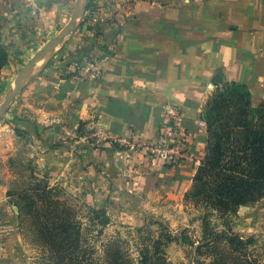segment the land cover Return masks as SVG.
Segmentation results:
<instances>
[{"label": "crops", "instance_id": "obj_1", "mask_svg": "<svg viewBox=\"0 0 264 264\" xmlns=\"http://www.w3.org/2000/svg\"><path fill=\"white\" fill-rule=\"evenodd\" d=\"M73 2L0 0V43L10 60L9 48L23 32L63 28ZM86 6L80 27L0 122V264L17 262L19 211L8 193L20 150L39 179L68 197L100 201L106 192L114 202L119 194L133 205L127 215H166L184 202L206 156L200 122L218 87L241 83L254 108L264 101V0H87ZM171 110L187 134L191 158L183 164L114 144L132 135L157 140Z\"/></svg>", "mask_w": 264, "mask_h": 264}, {"label": "rangeland", "instance_id": "obj_2", "mask_svg": "<svg viewBox=\"0 0 264 264\" xmlns=\"http://www.w3.org/2000/svg\"><path fill=\"white\" fill-rule=\"evenodd\" d=\"M76 1L74 0L68 12V19L63 28L53 32L47 28L40 30L34 28L31 34L23 32L22 42L10 46L11 63L0 75V105L24 78L26 67L30 66L31 61L67 27L73 16ZM63 44L55 50L46 52L48 54L46 62L35 70L34 76L54 58ZM44 54L38 59L36 66L41 63ZM17 98L18 95L12 103ZM8 114L9 111L4 114L0 122H7ZM4 118L6 121L3 120ZM11 163L15 178L10 190L16 193L36 185L37 181L33 178L36 165L29 159L24 149L19 151ZM52 195L57 198L61 196L63 205L68 208L70 230H74L75 224H79L81 248L93 253L91 257L93 260L88 264H105L107 247L115 241L119 242L131 259L139 263L143 253L146 252L145 248L148 247L153 254L155 242L161 235H164V238L160 250L168 264H213L217 260L226 264H237L220 255L225 251V247L229 251L233 246L226 240L220 243L213 241L215 235L222 232L238 236L246 242L250 240L245 246L246 255L234 253L235 257L245 258L249 264H264V199L249 206V209H242L234 216L222 217L216 211L207 215L204 208L196 206L192 201L187 202L184 198V202L170 208V213L166 215L151 212L150 216L136 218L135 215H127V210L131 211L133 205L121 201L123 197L119 194L115 195L114 202H111L113 193L108 196L106 192L99 194L100 201L89 195L68 197L66 189L64 196L59 191L52 192ZM17 200L18 196H16ZM34 230H38V227L32 222H28L23 231L19 227V233L16 235L18 238L16 264H60L53 258L44 242L35 236Z\"/></svg>", "mask_w": 264, "mask_h": 264}, {"label": "trees", "instance_id": "obj_3", "mask_svg": "<svg viewBox=\"0 0 264 264\" xmlns=\"http://www.w3.org/2000/svg\"><path fill=\"white\" fill-rule=\"evenodd\" d=\"M9 61V50L0 43V75ZM202 121L206 124L208 137L206 156L185 199L204 208L207 215L216 211L222 217L234 216L242 207L264 199V101L254 108L251 91L246 85L223 84L204 108ZM33 178L37 183L32 188L8 193L19 211V227L23 231L28 222L35 224L38 227L34 230L35 236L44 242L58 263H90L93 253L81 248L79 224H75L78 230H70L68 208L63 205L61 196L52 195V192L59 191L64 196V190L51 187L35 172ZM163 238L161 235L155 242L153 254L148 247L144 249L146 252L139 263L115 241L107 247L105 264H168L160 250ZM223 240L233 247L229 251L225 247L221 256L237 264H249L245 258L235 257L234 253L245 256V246L250 240L246 242L222 232L215 235L213 241L220 243ZM213 264L226 263L217 260Z\"/></svg>", "mask_w": 264, "mask_h": 264}, {"label": "built area", "instance_id": "obj_4", "mask_svg": "<svg viewBox=\"0 0 264 264\" xmlns=\"http://www.w3.org/2000/svg\"><path fill=\"white\" fill-rule=\"evenodd\" d=\"M200 126L206 128L205 122H200ZM161 130L162 133L157 140L132 135L118 138L114 140V144L143 153L151 159L161 160L171 166H179L188 161L191 156L187 150V134L181 115L175 110L167 112Z\"/></svg>", "mask_w": 264, "mask_h": 264}, {"label": "water", "instance_id": "obj_5", "mask_svg": "<svg viewBox=\"0 0 264 264\" xmlns=\"http://www.w3.org/2000/svg\"><path fill=\"white\" fill-rule=\"evenodd\" d=\"M87 0H77L73 16L67 25V27L60 33V35L51 41L50 44H48L45 49H43L30 63V66L27 68L25 72L24 78L18 83V85L15 87L14 90L4 100V102L0 105V119L4 116L5 113L10 108V105L15 99V97L23 90V88L26 86V84L34 77L35 69H36V63L38 59L47 51L49 50H55L59 45H62L64 43V40L71 36V34L75 33L76 30L80 27L82 20L84 18V12L86 9Z\"/></svg>", "mask_w": 264, "mask_h": 264}, {"label": "bare ground", "instance_id": "obj_6", "mask_svg": "<svg viewBox=\"0 0 264 264\" xmlns=\"http://www.w3.org/2000/svg\"><path fill=\"white\" fill-rule=\"evenodd\" d=\"M47 57H48V54L47 53L44 54V56H43V58L41 60V63L36 66V69L35 70L39 69L40 67H42L44 65V63L46 62ZM26 69H27V67H26Z\"/></svg>", "mask_w": 264, "mask_h": 264}]
</instances>
